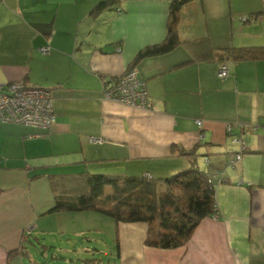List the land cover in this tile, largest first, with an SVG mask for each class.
I'll list each match as a JSON object with an SVG mask.
<instances>
[{
	"label": "crops",
	"instance_id": "obj_1",
	"mask_svg": "<svg viewBox=\"0 0 264 264\" xmlns=\"http://www.w3.org/2000/svg\"><path fill=\"white\" fill-rule=\"evenodd\" d=\"M103 1L0 0V85L49 89L55 116L48 131L0 121V264H57L22 244L40 217L61 213H49L51 175L164 179L193 161L210 179L216 216L167 250L144 244L147 224L118 223L119 255L106 264H264V58L231 61L220 79V62L191 63L178 47L133 69L149 110L109 100L102 82L165 39L173 0H116V9L92 14ZM176 31L181 41L264 47V0L189 1Z\"/></svg>",
	"mask_w": 264,
	"mask_h": 264
},
{
	"label": "trees",
	"instance_id": "obj_2",
	"mask_svg": "<svg viewBox=\"0 0 264 264\" xmlns=\"http://www.w3.org/2000/svg\"><path fill=\"white\" fill-rule=\"evenodd\" d=\"M189 1L192 0L171 2L165 39L159 44L141 49L128 70L135 69V65L144 59L165 55L178 47L187 50L191 55V63L215 61L220 62V65L227 62L228 70L231 61L264 58V47H217L206 38L181 41L176 31V19L180 8ZM116 4V0L100 2L94 7L92 14L114 10ZM245 17L246 21L254 19ZM114 80L102 82V90L111 87ZM39 88L48 91L52 98L49 89ZM193 162L189 168L164 179L95 174L85 169L59 176L51 175L49 186L55 206L49 213L94 211L106 215L116 225L142 222L148 227L144 242L147 246L164 250L181 247L189 240L200 221L217 214L210 179L206 173L198 170ZM26 242L23 240L22 244ZM117 244L116 241V256L119 255ZM92 251L100 250L95 247ZM16 253L12 251L10 256ZM83 264L102 263L97 259L86 260Z\"/></svg>",
	"mask_w": 264,
	"mask_h": 264
},
{
	"label": "rangeland",
	"instance_id": "obj_3",
	"mask_svg": "<svg viewBox=\"0 0 264 264\" xmlns=\"http://www.w3.org/2000/svg\"><path fill=\"white\" fill-rule=\"evenodd\" d=\"M196 125L200 127L201 122L196 121ZM26 232L30 233L28 238L25 237L28 239L26 244L46 247V250L37 247L36 252L30 251L34 257L40 258L41 255L44 262L52 260L57 261V264H83L86 260L94 259L93 247L100 250L98 260L106 264L107 258L115 254L114 244L119 238L114 221L94 211L61 212L40 217ZM27 253L31 259L30 253Z\"/></svg>",
	"mask_w": 264,
	"mask_h": 264
},
{
	"label": "built area",
	"instance_id": "obj_4",
	"mask_svg": "<svg viewBox=\"0 0 264 264\" xmlns=\"http://www.w3.org/2000/svg\"><path fill=\"white\" fill-rule=\"evenodd\" d=\"M246 19V17H242L241 21H246ZM40 51L45 52L44 49H40ZM226 63L218 66L216 76L220 79L226 78L229 74ZM110 86L103 89L104 95L109 100L144 110L151 108V104L145 97L144 83L137 77L134 70L126 72ZM54 119L52 98L48 91L39 87L27 86L22 82L0 85L1 122L48 131L54 123ZM227 130L229 131L230 128L228 127ZM234 143L242 144V141L240 138H235ZM239 157L238 154L236 158Z\"/></svg>",
	"mask_w": 264,
	"mask_h": 264
},
{
	"label": "water",
	"instance_id": "obj_5",
	"mask_svg": "<svg viewBox=\"0 0 264 264\" xmlns=\"http://www.w3.org/2000/svg\"><path fill=\"white\" fill-rule=\"evenodd\" d=\"M50 211H51V209H50Z\"/></svg>",
	"mask_w": 264,
	"mask_h": 264
}]
</instances>
